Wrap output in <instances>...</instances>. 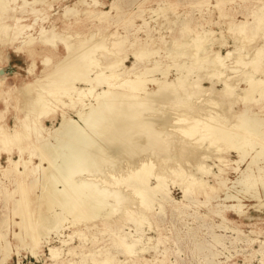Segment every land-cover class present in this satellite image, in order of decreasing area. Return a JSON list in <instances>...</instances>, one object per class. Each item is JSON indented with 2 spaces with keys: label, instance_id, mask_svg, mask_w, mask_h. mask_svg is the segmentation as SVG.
Here are the masks:
<instances>
[{
  "label": "bare ground",
  "instance_id": "6f19581e",
  "mask_svg": "<svg viewBox=\"0 0 264 264\" xmlns=\"http://www.w3.org/2000/svg\"><path fill=\"white\" fill-rule=\"evenodd\" d=\"M149 1L141 0V4ZM226 1L230 0H215V4L210 6L217 8ZM258 1L261 14L253 17L256 31H251L249 19L230 22L243 41L247 35H255L258 31L264 40V0ZM13 2L15 0H0V44L10 46L22 56L33 55L30 46L37 43L52 49L61 43L66 52L53 62L55 54L47 51L49 54L41 60L43 69L17 89L20 93L18 101L24 102L20 108L23 115L10 128L0 124V154H6L5 165L0 162V176L3 179L15 177L18 183L14 190L20 194L16 203L18 207L23 206L21 213H18L20 221L14 220L13 223L18 229V232H12L16 247L29 246L34 249L44 243L48 251L45 257L48 262L44 264H58V257L65 253L63 247L68 245L69 238L84 235L83 230L91 225L89 223L123 213L129 221L136 223L134 227L137 229L139 224L146 221L147 213L144 211L151 210L153 200L161 203L170 199L166 188L167 177L179 179L184 198L192 190L224 192L232 184L226 177V167L235 165V168L231 167L234 171L238 167L237 161L234 163L227 159V154L233 151L240 160L249 154L250 161L243 171L238 172L240 190L235 195L225 196L222 201L235 199L238 210L234 209L235 205L230 208L240 214L243 192L251 190L256 183L264 188V118L259 117L260 113H264V76H255L259 66H262L259 63L264 56L262 46L250 60L251 63L255 62L252 63L256 66L253 71L239 78L236 76L237 82L244 83V87L239 88L237 85L240 83H231L232 78H226L223 74L227 70L237 73V68L228 67L226 61H231L233 53L237 51L234 44L239 43L240 39L230 37L235 49L222 55L220 49L215 50L212 46L215 41L218 46L227 47L228 43L224 39H215V32L205 29L185 43H175L174 50L166 49L164 58L169 59L172 67L179 72L171 79V66H161L158 60L162 58L161 48L139 44L141 46L131 53L135 61L128 67L125 63L127 55L117 57L114 52H119L127 41L116 31L109 36L113 50L106 47L110 46L106 42L107 36L96 38L90 34L80 38L77 34V41L70 42V36L55 31L53 22H50L52 2L32 0L29 3L23 0L21 8L30 4L40 6L30 11L18 8L22 13L20 16L14 15L17 8H9ZM76 3H84V13L94 19L103 20L108 14L96 10L95 6L101 5L98 0H77ZM159 9L163 10V7ZM9 11H13V14L8 15ZM72 12L73 8L66 7L64 15ZM29 14L35 16L32 24L26 21ZM43 22L50 25L48 29L42 26ZM181 25L184 26L183 23ZM35 30L37 36L31 34ZM100 49L102 53L96 54ZM239 58H236V63L245 65L241 61L244 59ZM145 60L152 61V65L136 67L138 62ZM189 61H201V65L207 63L205 68L208 70L203 69L205 79L209 82L216 80L222 85L216 89V93L224 99H236L233 100L235 103L244 102L243 105H248V108H239L228 118L215 111H205L204 107V112L200 111L202 108L190 101H197L201 95L205 94L206 97L207 93H212L213 82L211 86L203 87L201 78L192 77L193 67L189 64L193 62ZM29 71L33 73L34 70L30 68ZM155 73L159 76H155ZM4 86L0 68V100L6 105L8 89L4 90ZM236 92L241 95L235 96ZM163 99L170 102L183 100L180 107L183 110L172 108L173 114H170L169 107V116L165 109L160 107V110L155 105L164 103ZM217 101L209 99L205 104L214 108L218 106ZM254 103L259 105L258 112L250 110ZM196 107L199 110L193 111ZM57 116L56 125H44V120L54 121ZM181 145H188L200 154L199 162L194 165L195 172H185L179 163L160 154V146L167 149L178 146L180 149ZM154 146L158 147L159 152L153 150ZM212 156L216 158L217 173H212L211 167L204 164ZM120 159L124 160L116 162ZM253 168H256L257 175ZM207 175L212 176V185L204 180ZM251 193V198L257 197L256 192ZM27 195L31 198L27 199ZM28 204H33L34 208L25 214ZM68 228L72 230L71 234L63 235L62 231ZM51 230H54L59 246L50 245L53 240L49 235ZM135 233L115 232L117 244L128 255L133 253L140 239ZM44 234H47L42 240L44 242L39 241ZM0 241H3L0 244L3 252L7 250L3 233H0ZM66 248L69 254L76 246ZM8 258L9 255L1 257L0 264H5ZM92 258L95 264H120L110 256Z\"/></svg>",
  "mask_w": 264,
  "mask_h": 264
},
{
  "label": "rangeland",
  "instance_id": "374dc122",
  "mask_svg": "<svg viewBox=\"0 0 264 264\" xmlns=\"http://www.w3.org/2000/svg\"><path fill=\"white\" fill-rule=\"evenodd\" d=\"M26 1L32 2V0ZM49 1L52 2L53 0ZM76 1L58 0L51 3L52 16L50 22H53L55 31L70 36V42H75L79 37L85 38L90 34H94L96 38L100 36L106 38L107 36V44L112 42V38L109 37L110 34L116 31L119 36L126 37L127 41L119 52L117 50H114V52L117 57L127 55V61L125 63L128 67H131L135 61L131 53L137 47L142 45L156 49L161 48L159 51L162 58L158 60L161 61V66H171L169 70V77L171 76V79L177 73L179 74V72H176L175 68L172 67L169 59L164 58L167 52L166 49L171 48V50H174L175 43H185L205 29L214 31L215 39H224L228 43L227 47H225V45L218 46L217 42H214L212 48L215 50L220 49L222 55H225L228 50L232 51L235 48L237 49L233 53V57L230 59L231 61H226L228 67L237 68V73L227 70L223 75L226 78H232L231 83H240L237 85L239 88H243L244 83L242 84V82H237L236 80L240 75L253 71V68L256 66L252 64L255 62L251 63L252 56L258 48H261V46L264 48V40L260 36L259 31L255 35H247V39L244 42L243 37L230 24V22L235 23L249 19L251 21L249 25L252 28L251 31H256V27L254 28L256 22L253 21V17L261 14V10L258 9L260 5L258 0H230L222 3L217 8L210 6V4H215V0H150L142 4L141 0H98L101 5L95 6L96 10L108 12L103 20L94 19L92 16L85 14L84 10L86 5L84 3L75 4ZM22 3L23 0H15L10 5V9L17 8L14 15L20 16L22 14L21 9L30 11V9L40 6L39 4H30L21 8ZM66 7L73 8L74 12L65 16ZM162 7L163 10H157V8ZM11 14H13V11L8 12V15ZM26 21L32 24L35 22V16L29 14L26 17ZM182 23L184 24L183 27L181 25ZM38 25L41 24L38 23ZM42 26L48 29L50 25L47 22H43ZM31 34L37 36V31H32ZM77 34H79V37H77ZM233 36L241 41L234 44L236 45L235 48L233 46V40L229 39ZM134 40H137L138 44L137 42L134 43ZM248 42L250 43L248 44ZM132 43L134 45L133 47H131ZM106 47L109 50L114 49L111 44ZM30 49H32L33 55L22 56V54L15 53L10 46L0 44L1 78L5 83L4 90L8 89L6 105L0 100V124L8 128L12 127L17 122V119L23 115L21 109L24 102L21 101L20 103L18 101L20 99V93L17 89L26 81L33 79L43 69L41 63L42 57L48 55L49 53L47 51H50L51 54H55L52 61L56 62L59 57L66 55L61 43H57L54 49L44 47L38 43L30 46ZM102 49L98 50L96 54H101ZM200 56H202V53ZM156 57L158 58V56ZM237 57L244 59L241 61L245 65L236 63ZM192 62L189 61V63ZM200 62L194 61L193 64H189L193 67L192 77L201 78L203 87H209L213 82V89L211 90L212 93H207L208 96L204 97L205 94H200L201 96L197 101L193 99L190 103L200 108L204 107L205 111L211 113L217 112L222 117L227 118L234 111H238L239 108L248 106H244V102L235 103L233 100L236 99L233 98L224 99L223 96L221 98L216 93V89L222 87L220 85L221 83L216 80L212 82L207 81L204 76L205 70H208L206 69L207 63L205 64L203 62L201 65ZM259 63L262 66H259V71L255 73V76L263 77L264 72L261 71H264V56L263 61ZM199 64L201 66H198ZM148 65H152V61L145 60L138 62L136 67L142 68V66ZM30 68L34 70L33 73L29 71ZM203 69L205 70L203 71ZM198 71L201 72L198 73ZM154 75L159 76L158 73ZM148 87L151 88L152 86ZM236 95H241V93L236 92ZM209 99L218 100V106H214V108L211 105L207 106L205 102ZM163 100L164 103L161 102L162 104L155 105L160 110V107L163 110L165 109L164 111L168 112V115L170 108V114H173L172 108H180L182 106L181 102L183 101L181 99L178 100V104V102L173 100L171 102L166 99ZM202 104L203 106H201ZM258 107L259 105L254 103L251 105L250 110L258 112ZM180 109L183 110L182 108ZM197 110H199L197 107L193 109V111ZM200 111H203V108ZM259 117L264 118V113H260ZM57 120L58 116L54 121L49 119L44 120V125L51 127L56 125ZM181 146L180 149H178V146H173V148L169 146L168 149L167 147L162 148L160 146L159 151L161 152L160 154L163 153V156L165 155L169 159L172 158L175 163H179L185 172H195L194 165L199 162L198 157L200 154L196 150H192L188 145ZM196 147L198 148V145ZM153 150L157 151L158 147L154 146ZM201 150L202 147L199 151L201 152ZM190 151L191 153H187ZM5 155V153L0 154V162L2 165H5ZM227 157V159H230L234 163L237 161L238 167L237 171L231 170V167L235 168V165L229 164L226 167V177L232 184H229L224 192L212 193L207 190H192L184 198L179 179L177 181V179L167 177L166 188L169 191L170 199L164 200L161 203L153 200L150 204L152 205L151 210L144 211L147 213L146 221L139 224L137 229L134 227L136 223L129 221L123 213L114 214L103 221L89 223L91 225H87L86 230H83L84 235H74L72 238H69L70 242L63 247L65 253H62L58 257V264H95L92 262V256L97 259L110 256L120 262V264H264V188L260 183H256L251 187V190H248L246 193L243 192L242 196H244V199H242L241 204L243 206L241 209L242 213L237 214L230 208L235 205L234 209L238 210L235 199L222 200L225 196L235 195L240 190L237 182L240 174L238 172L239 170L243 171L245 169L250 159L248 158V154L240 160L236 157L234 151L228 153ZM15 159L17 158L15 157ZM210 159L204 161V164L211 167L212 173H217V168L215 167L217 164L215 161L216 158L214 159V156H212ZM122 160L124 159L117 160L116 162ZM169 162H172V160ZM184 162H187L185 163L186 165ZM160 167L158 169L159 173L161 170ZM253 171L257 175L256 168H253ZM204 177L207 184L212 185L214 183L211 175ZM17 183L14 176H10L7 179L1 178L0 233L4 234V243L7 246V250L2 252L0 248V258L9 255L5 264H44L48 262L45 258L46 255L48 256V251L44 243H40V247L34 249L29 246L16 247V241L13 239L12 232L18 230L17 227L13 226V223L14 220L20 221L18 213H21L23 208V206L18 207V203H16V200L20 197V194L14 190ZM251 192H256L257 197L251 198ZM28 198L31 197L27 195ZM33 208V204H28L24 213H30L31 210L33 211ZM112 230L115 232L120 231V233L130 232L134 234L136 232L135 235L140 239L135 244L131 255L126 254L122 247L117 244L118 237L115 236V232ZM71 231L68 228L64 229L62 233L63 235H67L71 234ZM53 232L54 230H51L49 234L53 239L50 245L59 246V241ZM46 235H42L39 241H42ZM2 243L3 241H0V244ZM68 246H76V248L68 254L66 253V247ZM108 264L112 263L109 262Z\"/></svg>",
  "mask_w": 264,
  "mask_h": 264
}]
</instances>
